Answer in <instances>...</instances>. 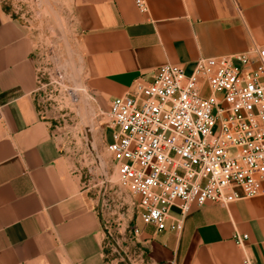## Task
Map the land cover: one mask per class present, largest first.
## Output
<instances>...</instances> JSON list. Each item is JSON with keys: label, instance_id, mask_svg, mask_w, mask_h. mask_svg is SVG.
Returning a JSON list of instances; mask_svg holds the SVG:
<instances>
[{"label": "crops", "instance_id": "crops-1", "mask_svg": "<svg viewBox=\"0 0 264 264\" xmlns=\"http://www.w3.org/2000/svg\"><path fill=\"white\" fill-rule=\"evenodd\" d=\"M57 2L79 82L103 113L163 64L191 71L203 57L264 49V0H147V12L134 0ZM40 89L37 36L0 0V264H113L96 201L40 109ZM136 226L149 264H243L236 232L264 264V194L195 206L179 233Z\"/></svg>", "mask_w": 264, "mask_h": 264}, {"label": "built area", "instance_id": "built-area-1", "mask_svg": "<svg viewBox=\"0 0 264 264\" xmlns=\"http://www.w3.org/2000/svg\"><path fill=\"white\" fill-rule=\"evenodd\" d=\"M134 1L148 11L147 0ZM105 115L119 183L157 232H181L195 206L264 194V49L203 57L191 71L163 64L151 82L112 99ZM248 239L234 234L243 264H256Z\"/></svg>", "mask_w": 264, "mask_h": 264}, {"label": "rangeland", "instance_id": "rangeland-1", "mask_svg": "<svg viewBox=\"0 0 264 264\" xmlns=\"http://www.w3.org/2000/svg\"><path fill=\"white\" fill-rule=\"evenodd\" d=\"M30 25L39 43V107L61 139L69 166L81 176L100 211L105 248L113 264H149L147 247L137 240L140 222L135 197L118 180L107 143L113 130L105 113L79 82L80 62L68 35V21L57 0H1ZM105 130L106 137L105 138Z\"/></svg>", "mask_w": 264, "mask_h": 264}]
</instances>
